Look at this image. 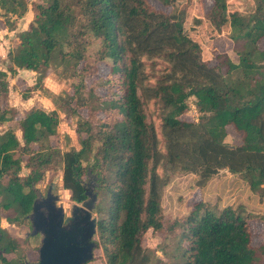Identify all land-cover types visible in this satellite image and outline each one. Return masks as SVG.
I'll return each instance as SVG.
<instances>
[{
	"label": "trees",
	"instance_id": "1",
	"mask_svg": "<svg viewBox=\"0 0 264 264\" xmlns=\"http://www.w3.org/2000/svg\"><path fill=\"white\" fill-rule=\"evenodd\" d=\"M159 1L170 6L174 0ZM32 7L37 16L16 34L6 69L0 68V125L14 123L0 131V218L29 228L35 186L59 164L62 187L80 202L85 198L82 181L91 169L98 176L94 211L99 213L96 235L105 264L152 261L142 238L150 228L162 230L165 216L163 188L154 181L156 133L139 93L144 51L176 68L153 87L166 131L162 164H179L185 175L197 177L198 187L232 177L264 198V47L259 45L264 0H250L245 10L230 9L229 0H212L203 15L218 31L229 29L230 41H242L235 49L237 62L227 52L204 55L186 28L201 20L185 23V7L177 17L148 0H42ZM0 9L7 23L9 15L26 12V0H0ZM96 63L105 65L104 75L90 83L87 77ZM51 65L70 69L77 81L55 96L54 109L34 105L17 118L18 109L9 104V76L20 70L35 74V84L21 94L25 100ZM190 96L197 121L181 117ZM80 109H86L85 117ZM58 111L78 118L79 149L61 151L51 145ZM227 126L240 136L238 143L225 142ZM22 168L28 172L21 174ZM236 197L223 205L201 197L171 222L169 229L181 228L178 264H264V241L252 243L250 221L257 214L237 205ZM260 218L264 222V215ZM26 240L0 228V247L6 252L2 263L23 259L17 251Z\"/></svg>",
	"mask_w": 264,
	"mask_h": 264
},
{
	"label": "rangeland",
	"instance_id": "2",
	"mask_svg": "<svg viewBox=\"0 0 264 264\" xmlns=\"http://www.w3.org/2000/svg\"><path fill=\"white\" fill-rule=\"evenodd\" d=\"M42 0H26L27 10L22 16L9 15V22H4L0 9V68L6 69V54L15 43L16 34L25 29L32 19L37 16L32 5L35 2ZM154 7L166 11L170 17H177L180 8H184L185 23L193 24V19L201 20L195 27H189L188 33L196 38L201 44L204 55L210 56L216 52H227L229 57L237 62L238 57L235 49L238 48L242 41L238 40L235 43L228 39L229 29L218 31L203 17L204 13L210 8L212 0H174L173 5L165 6L159 0H148ZM230 9L238 7L239 9H247L250 5V0H229ZM189 20H191L189 22ZM261 47H264V39L259 42ZM149 51H144L140 56L139 93L145 102V110L153 122L156 133V144L158 148V160L154 175V181L158 188H163V213L165 216V227L162 230L148 229L142 238V246L149 249L153 259L149 264H178L179 262V242H180V227L169 229L173 220H178L188 212V206H191L201 197L209 200H217L221 205L235 198L237 205L244 206L246 212L257 214L251 219L250 227L252 230V243L257 245L264 241V222L261 216L264 215V198L259 199L256 194H251L246 190L245 184L238 180L234 182L232 177L219 178L215 181H209L205 186L198 187L194 185L197 177L191 174L185 175L179 164L163 165L162 153L164 152V138L166 131L162 125V119L159 113L158 100L153 96V87L155 84L164 79L165 76L172 77L176 70L173 62L167 61L163 57L151 56ZM96 67H92V73L87 77V80L92 83L95 80L103 77L105 65L96 63ZM18 71L13 76H9V104L18 109L20 118L23 112L31 106H38L43 109L52 106L55 108L54 99L56 95L64 94L71 90L72 82H76V78L70 75V69H66L63 65H51L47 71L46 77L39 87H36L30 92L28 99H22L21 94L29 85H34L35 74L24 71ZM187 108L181 115L183 119L196 120L199 113L195 106V98L193 96L187 99ZM59 122L57 125L56 135L50 138L51 145L59 148L61 151L70 148L79 149L80 141L75 132L77 125V117L75 115L65 114L58 111ZM79 114L82 117L87 115L86 109H80ZM14 126L13 122H7L0 125V131ZM19 134V133H18ZM240 141V136L235 132L232 126H227V136L225 142L236 144ZM27 169L22 168L21 174H26ZM62 164H59L55 169L48 170L42 181L35 186L36 194L45 195L48 186L54 183L53 193L59 196L58 204H62L66 216L70 213V208L73 203H78L70 198V191L62 187ZM166 183V178L170 177ZM87 174L83 181L87 180ZM230 197V199L228 198ZM93 216L99 218V213L93 211ZM0 228L5 230V235L13 238L27 239L24 246H21L17 253L22 254L29 261H35L38 258L37 249L39 247V237L27 238L26 233L31 230L29 227H18L9 224L5 218H0ZM97 231V230H96ZM93 240L97 245L93 249V258L87 264H105L102 250L98 244V238L95 234ZM27 244V245H26ZM26 246V249H25ZM30 247H32L30 249ZM18 255V254H17ZM12 255H8L11 257ZM23 257V258H24ZM177 262V263H176Z\"/></svg>",
	"mask_w": 264,
	"mask_h": 264
},
{
	"label": "water",
	"instance_id": "3",
	"mask_svg": "<svg viewBox=\"0 0 264 264\" xmlns=\"http://www.w3.org/2000/svg\"><path fill=\"white\" fill-rule=\"evenodd\" d=\"M223 169L222 172H226ZM87 180L82 181L85 198L73 203L70 214L65 216L59 196L52 192L51 183L46 195L36 194L27 215L31 230L26 236L40 234L38 259L32 264H87L93 258L97 243L93 240L97 230L96 207L97 174L87 170Z\"/></svg>",
	"mask_w": 264,
	"mask_h": 264
},
{
	"label": "flooded vegetation",
	"instance_id": "4",
	"mask_svg": "<svg viewBox=\"0 0 264 264\" xmlns=\"http://www.w3.org/2000/svg\"><path fill=\"white\" fill-rule=\"evenodd\" d=\"M49 187V186H48ZM48 189V188H47ZM47 191V190H46ZM45 195H46V192H45ZM44 195V196H45ZM65 216H66V214H65ZM68 216V215H67ZM31 228V227H30ZM36 236H38L39 237V241H40V234H37ZM5 249L3 248V247H0V264H3L2 263V261H1V257L3 256V255H5ZM38 259V258H37ZM37 259L35 260V261H29V260H27V258L26 257H24L23 259H21V260H19V261H16L14 264H32V263H34V262H36L37 261Z\"/></svg>",
	"mask_w": 264,
	"mask_h": 264
},
{
	"label": "crops",
	"instance_id": "5",
	"mask_svg": "<svg viewBox=\"0 0 264 264\" xmlns=\"http://www.w3.org/2000/svg\"><path fill=\"white\" fill-rule=\"evenodd\" d=\"M29 23V22H28ZM15 44V43H14ZM14 44H13V46H14ZM24 71H26L27 72V70H23L22 72H24ZM32 73V72H31ZM46 109H53V107L52 106H50V107H47Z\"/></svg>",
	"mask_w": 264,
	"mask_h": 264
}]
</instances>
